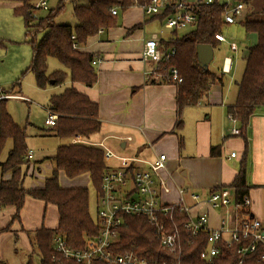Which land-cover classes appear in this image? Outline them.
I'll use <instances>...</instances> for the list:
<instances>
[{
  "label": "trees",
  "instance_id": "obj_1",
  "mask_svg": "<svg viewBox=\"0 0 264 264\" xmlns=\"http://www.w3.org/2000/svg\"><path fill=\"white\" fill-rule=\"evenodd\" d=\"M21 3L15 7L16 14L24 19L32 39V62L29 70L33 73L37 86L47 89L51 86H62L67 81L71 84L62 91L50 96V108L58 114L52 132L61 138L71 139L75 136L90 138L101 131L102 121L99 118V105L88 95L80 92L74 83L93 86L98 80L97 68L93 64L96 56L92 52L83 51L90 37L100 30L115 27L120 24L119 11L132 7H142L151 0H87L77 3L73 15L78 21L76 25L57 24L53 21L64 5L63 0L44 16L35 14L34 0H1ZM251 6L253 0H244ZM116 9V13L113 10ZM263 10V11H262ZM261 11L264 13V9ZM198 22L187 28L190 30L178 36V30H173L171 39H161L166 48L175 47L173 56L166 58L165 67L178 69L183 81L177 84V113L180 119L183 110L197 105L211 90L217 79V72L203 69L199 65L197 45L211 44L214 49L221 44L216 33L222 32L224 5L220 1L200 5ZM260 11V12H261ZM259 12V13H260ZM256 12L247 15L241 23L249 33H256L258 41L249 47L245 68L238 82V94L235 104L228 106V113L237 120L241 136L245 142L244 157L238 173L229 185L235 189V203H244V197L249 196L251 186L248 183L247 160L249 153L248 127L256 110L264 105V17H254ZM164 16L160 17L163 22ZM137 25L134 28L140 27ZM40 39L37 40L38 34ZM1 44V43H0ZM75 45H78L77 47ZM56 58L65 69L49 71V58ZM20 82L9 89H0V95H12L19 91ZM0 98V156L9 140L13 147L5 161L0 162L3 173L10 171V179H2L0 183V209L13 205L16 213L13 219H19L26 197L32 196L54 204L59 212V222L56 228L42 227L32 236L33 252L38 250L40 264H81L75 260H64L62 263L53 261L54 239L63 235L71 248L86 247L88 240L99 234L97 218H93L90 210V190L88 187H64L60 183V171L74 179L84 174L90 176V181L100 192L102 177L107 164L104 159V148L84 143L68 142L58 147L52 157L55 163L52 175L45 181L42 188H27L24 185L26 172L23 165L28 164L29 149L26 143V129L19 125L11 115L7 101ZM182 121L178 122L177 128ZM51 127V126H50ZM220 147L212 146L211 155L219 156ZM251 215L248 206L240 209V215ZM160 220L166 224L169 232L177 234V250H165L157 238V228L146 217L127 215L126 223L120 230V238L114 249L121 253L134 252L149 260V264H209L202 259L201 253L208 246V235L199 232L191 235L185 227L188 216L175 205L167 214L160 215ZM8 228H5L7 230ZM4 231V229H3ZM1 233V230H0ZM32 252V255H33ZM30 255L26 264H35ZM252 255L248 257L249 264H264ZM240 256L237 248L226 247L215 264H237ZM96 264H106L98 261Z\"/></svg>",
  "mask_w": 264,
  "mask_h": 264
},
{
  "label": "crops",
  "instance_id": "obj_2",
  "mask_svg": "<svg viewBox=\"0 0 264 264\" xmlns=\"http://www.w3.org/2000/svg\"><path fill=\"white\" fill-rule=\"evenodd\" d=\"M158 21L162 24L164 22L158 16L146 15L140 7H132L123 12L119 25L103 29L90 37L87 45L81 48L95 54L98 60L95 64L98 80L93 86L78 82L74 86L99 105L102 128L89 139L82 136L79 139L81 142H103L118 154L138 156L146 160H154L161 153L167 154L163 175L171 186V192L164 195L165 200L179 203V190H184L182 197L186 205L192 208L191 211L195 214L207 213L210 224L218 227L222 211L212 208L206 199L216 188L229 186L233 182L245 152L244 138L231 132L234 123L228 113V106L235 104L238 94L235 84L240 79L234 76L236 63L231 56H226L225 58L230 57L232 60L231 71L227 73L222 68L218 70L217 79L208 95L197 105L186 107L179 119L177 84L148 79L146 74L153 68V63L142 58L144 40L148 38L146 27L154 26ZM137 25L141 26L134 28ZM251 34L256 36V44L258 35ZM154 35L167 40L173 38L174 33L170 30V35L159 36L154 32L150 37ZM248 53L249 49L242 51L245 61ZM70 84L67 81L62 86L49 88L53 93H58ZM49 88L41 90L47 91ZM53 93L49 95V101ZM17 95L26 96L15 91L6 98L22 99ZM24 101L28 102L30 98ZM180 121L182 124L177 128ZM27 125L28 123L21 126L26 129V143L33 156H28L27 160L30 162L23 165L26 172L24 185L32 189L42 188L46 179L52 175L55 167L52 157L58 147L68 142L77 143L78 139L76 136L69 140L56 136L52 127L45 122L49 132H27ZM236 126L239 127L238 123ZM108 140L110 143H107ZM112 140L118 141L120 151L114 149ZM252 141L254 146L253 135L251 146ZM212 146L220 147L219 156L211 155ZM12 147L11 140L3 161ZM232 152H236L235 157L231 156ZM146 166L140 165L141 168ZM59 174L64 187H88L90 182L88 174L74 179L68 178L63 171ZM11 176L10 171L3 173L0 167V183L2 179H10ZM194 193L200 196L199 201L192 199ZM249 197L251 214L263 217L264 210L258 193L251 189ZM15 213L16 208L13 205L0 209V264L6 262V252L11 251L13 244L15 249L20 248L30 255L33 250L32 234L42 227L58 226L57 207L29 195L25 199L19 219H13Z\"/></svg>",
  "mask_w": 264,
  "mask_h": 264
},
{
  "label": "built area",
  "instance_id": "obj_3",
  "mask_svg": "<svg viewBox=\"0 0 264 264\" xmlns=\"http://www.w3.org/2000/svg\"><path fill=\"white\" fill-rule=\"evenodd\" d=\"M216 1L224 5L223 19L226 24L235 23L237 17L248 7L244 0H151L141 8L146 15L158 17L165 15L164 27L173 31L195 25L198 22V7ZM33 6L35 11H49L53 8L49 0H34ZM113 13H116V9ZM215 36L221 42L227 41L222 32L216 33ZM231 45L236 46V43L232 42ZM175 52V47L166 48L156 35L145 39L142 58L153 63V68L146 74L147 78L180 84L183 79L178 69L167 68L164 64L166 58L173 56ZM224 61L222 71L229 73L232 60L227 57ZM97 62L95 59L93 64ZM17 97L29 100L26 96ZM229 118L234 123L231 128L232 134L240 135L241 129L236 126L237 120L232 114H229ZM57 119L58 114L48 110L46 125L54 126ZM76 137L77 143L101 146L105 151L107 168L97 197L99 234L90 238L86 247L81 249L71 248L63 235H57L54 239L53 261L62 263L64 260L72 259L81 264H96L98 261L106 264H149L146 257L134 252L121 253L113 248L120 238V230L126 223V216L132 214L146 217L155 224L160 245L169 252H176L177 234L167 230L166 224L160 220V215L167 214L175 205H179L180 210L188 216L185 227L189 233L196 235L205 232L208 235V246L201 253L202 259L207 263L215 264L226 247L237 248L240 256L237 264H249L248 257L252 255L264 262V221L252 214L240 215V209L250 205L249 196L244 197V203L236 204L234 188L220 186L213 190L206 201L212 208L222 211L220 225L213 227L207 213L195 214L191 211L192 208L186 205L182 197L184 190H179L181 192L179 203L165 200L164 195L171 192V186L163 175V171L166 170L167 154L161 153L154 160H146L138 156L118 154L103 142H81L80 136ZM28 156L32 157L33 152L29 151ZM231 156L235 157L236 152H232ZM114 161L118 163L113 164ZM140 165L147 166L141 168ZM192 199L199 201L200 196L194 193Z\"/></svg>",
  "mask_w": 264,
  "mask_h": 264
},
{
  "label": "rangeland",
  "instance_id": "obj_4",
  "mask_svg": "<svg viewBox=\"0 0 264 264\" xmlns=\"http://www.w3.org/2000/svg\"><path fill=\"white\" fill-rule=\"evenodd\" d=\"M59 0H49L51 7H57ZM87 0H63V9L54 16L53 21L57 24L76 25L78 21L73 15L74 7L77 3H85ZM21 3L14 1L0 0V89H9L13 84L20 82L19 93L26 95L30 101H24L18 98H11L7 101L9 111L15 121L20 125H27V132H49V128L44 125L48 117V104L50 106L49 95L53 93L49 88L47 91L38 88L33 73L29 70L32 62V44L30 43L31 33L25 26L24 19L21 15L15 13L14 9ZM141 8V7H140ZM264 0H253L251 6H248L241 16L233 24H225L222 33L227 39L226 42L214 49V58L209 68L218 72L223 66L224 58L231 56L236 63L234 76L241 79L246 61L243 58L242 51L256 42V36L246 31L243 23L245 17L256 12L254 17H264ZM137 10V9H136ZM262 10V11H261ZM261 11V12H260ZM260 12V13H259ZM48 13L45 10H36L37 16H44ZM123 12L119 11L120 23ZM190 28L179 29L178 36L187 33ZM148 38L152 33L159 36L170 35V30L166 29L159 21L156 25L146 27ZM41 33L38 34L37 40L40 39ZM235 42L236 46L231 43ZM55 69H65V67L56 59L49 58V71ZM231 74L228 75L230 78ZM240 81V80H239ZM238 84H235V88ZM59 91V90H58ZM4 96V97H3ZM0 95V98H6L7 95ZM255 137V143L251 146V137ZM249 136V153L247 160L248 182L251 189L258 193L261 198L264 210V105L259 107L250 120L248 127ZM237 138H240L239 136ZM112 140L116 151H120L117 143ZM11 140L7 142L3 153L0 156V162L7 154L10 148ZM107 143H110L109 140ZM88 144V143H84ZM91 145V144H90ZM29 183V182H28ZM61 185L62 181L60 180ZM28 185V184H27ZM90 190V210L93 218H97L98 192L94 189L91 181L88 183ZM221 213V212H220ZM259 217V216H257ZM264 221V216L259 217ZM13 244L11 251L6 252V262L8 264H26L30 255H27L22 249H15ZM35 264H40V254L38 250L33 252Z\"/></svg>",
  "mask_w": 264,
  "mask_h": 264
},
{
  "label": "water",
  "instance_id": "obj_5",
  "mask_svg": "<svg viewBox=\"0 0 264 264\" xmlns=\"http://www.w3.org/2000/svg\"><path fill=\"white\" fill-rule=\"evenodd\" d=\"M197 54L199 65L203 69H208L210 63L214 58V47L211 44H198L197 45ZM2 264H7L3 262Z\"/></svg>",
  "mask_w": 264,
  "mask_h": 264
}]
</instances>
